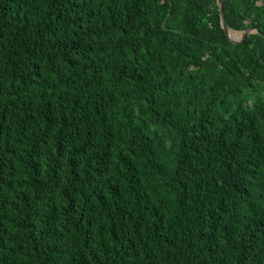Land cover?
<instances>
[{
  "label": "trees",
  "instance_id": "16d2710c",
  "mask_svg": "<svg viewBox=\"0 0 264 264\" xmlns=\"http://www.w3.org/2000/svg\"><path fill=\"white\" fill-rule=\"evenodd\" d=\"M0 0V264H264V0ZM233 36V35H232Z\"/></svg>",
  "mask_w": 264,
  "mask_h": 264
},
{
  "label": "water",
  "instance_id": "95a60500",
  "mask_svg": "<svg viewBox=\"0 0 264 264\" xmlns=\"http://www.w3.org/2000/svg\"><path fill=\"white\" fill-rule=\"evenodd\" d=\"M217 5H218V9H219V12H220V18H221V25H222V28L225 32V34L227 35V37L233 41V42H239V40H236L234 38H232L229 34V32L231 30H229V28L227 27L226 23H225V20H224V16H223V11H222V0H217ZM253 31H257L256 28H250V29H247L245 31H243L242 33V38H244L248 33L250 32H253Z\"/></svg>",
  "mask_w": 264,
  "mask_h": 264
},
{
  "label": "rangeland",
  "instance_id": "374dc122",
  "mask_svg": "<svg viewBox=\"0 0 264 264\" xmlns=\"http://www.w3.org/2000/svg\"><path fill=\"white\" fill-rule=\"evenodd\" d=\"M231 34L234 36V39L236 40H241L242 39V32H238V31H231Z\"/></svg>",
  "mask_w": 264,
  "mask_h": 264
},
{
  "label": "bare ground",
  "instance_id": "6f19581e",
  "mask_svg": "<svg viewBox=\"0 0 264 264\" xmlns=\"http://www.w3.org/2000/svg\"><path fill=\"white\" fill-rule=\"evenodd\" d=\"M229 34H230V36H231L232 38H234V36H232V34H231V31L229 32Z\"/></svg>",
  "mask_w": 264,
  "mask_h": 264
}]
</instances>
